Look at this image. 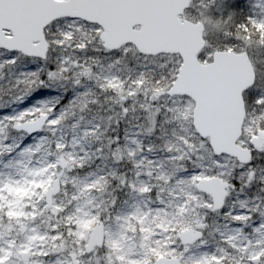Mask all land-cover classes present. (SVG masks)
<instances>
[{"label": "snow or ice", "instance_id": "obj_1", "mask_svg": "<svg viewBox=\"0 0 264 264\" xmlns=\"http://www.w3.org/2000/svg\"><path fill=\"white\" fill-rule=\"evenodd\" d=\"M0 264H264V0H0Z\"/></svg>", "mask_w": 264, "mask_h": 264}]
</instances>
